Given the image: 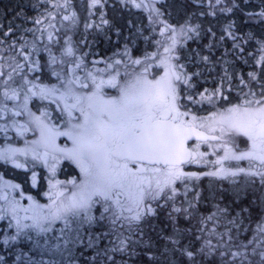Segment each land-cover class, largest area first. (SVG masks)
Segmentation results:
<instances>
[{
	"label": "snow or ice",
	"instance_id": "1",
	"mask_svg": "<svg viewBox=\"0 0 264 264\" xmlns=\"http://www.w3.org/2000/svg\"><path fill=\"white\" fill-rule=\"evenodd\" d=\"M119 3L147 25L100 59L103 12L0 23V264H264V32L237 0Z\"/></svg>",
	"mask_w": 264,
	"mask_h": 264
},
{
	"label": "flooded vegetation",
	"instance_id": "2",
	"mask_svg": "<svg viewBox=\"0 0 264 264\" xmlns=\"http://www.w3.org/2000/svg\"><path fill=\"white\" fill-rule=\"evenodd\" d=\"M118 1V0H107V4L103 9H99V11L96 13L97 15V24L100 22V13L103 12L105 13V18L109 19L111 22V26H106L104 28L103 31H97L96 29H89L88 30V37H89V41L92 44V49L95 52L99 53V56L96 57V59H100L101 57H108L110 55H112V53L118 49H122L123 45L125 43L124 41V37L128 35L129 30L131 25L129 24V21L132 22V25H137L139 26L141 24L140 19L143 18L144 16H146V12L142 9H137L134 7H130V9L132 10L133 15H130L127 13V11H129V8H125L121 5V7L123 8L122 10H124L123 12L126 13L124 15L123 18V25H119V24H115L112 20V17L110 16L111 14L109 13V11L107 10L108 7H110L109 3H112L114 5V2ZM119 3V2H118ZM120 4V3H119ZM80 12V11H79ZM78 15L80 17V26L79 29L76 33L77 37L78 36H82L85 35V29L83 28V13H81V15ZM118 17H120V12L117 14ZM139 16V20L140 22L135 20V17ZM147 21V18H145ZM144 24V23H143ZM120 28L122 35L118 38L116 35V28ZM132 30L134 31L135 29L132 28ZM110 37V38H109ZM144 42L143 41H139V47L141 49L144 48ZM195 46V45H193ZM85 51H87V49H85ZM3 170H0V172H2ZM13 176L15 177V180L17 182L21 181L24 179V175L20 170H17L15 173H9L8 178H13ZM60 179H64V175L61 174ZM45 187H46V182H45ZM35 191V190H33Z\"/></svg>",
	"mask_w": 264,
	"mask_h": 264
},
{
	"label": "trees",
	"instance_id": "3",
	"mask_svg": "<svg viewBox=\"0 0 264 264\" xmlns=\"http://www.w3.org/2000/svg\"><path fill=\"white\" fill-rule=\"evenodd\" d=\"M37 3H38V0H0V23L7 26V24L11 21L13 22V24H15L14 23L15 21H13L12 19L14 15V10L17 8L18 5H21V4L26 7L27 14L29 16H33V17L37 16L40 12H42V10H40L39 12L38 10L39 7L36 9L32 7L33 4H37ZM207 3H208V0H207ZM237 3L240 4V9H243V10H240V9L234 10V13L231 14V17L232 19L236 21V26H237V29L239 30L238 34L251 31L259 35L261 32H264V29L260 27V24L258 21L251 19L247 16L248 12H253V11L258 12L260 10L258 7L260 5V0H237ZM204 8L207 9V4H205V0H204ZM123 11L124 10H121L120 17H118L117 15L119 12L116 13V11H115L116 16H113V17L111 16L115 24L116 23L120 24L122 20L121 25H123V18H124V15L126 14ZM217 15L221 17V20H223V17L228 14H221V13L218 14L217 13ZM210 21L215 24V21H213L212 17H208L205 23L207 24ZM27 25H31V23H28ZM216 27H217V31H219V25H217ZM230 43L231 42L229 41V44Z\"/></svg>",
	"mask_w": 264,
	"mask_h": 264
},
{
	"label": "rangeland",
	"instance_id": "4",
	"mask_svg": "<svg viewBox=\"0 0 264 264\" xmlns=\"http://www.w3.org/2000/svg\"><path fill=\"white\" fill-rule=\"evenodd\" d=\"M59 2L62 3L63 0H59ZM118 2H119V0L114 2L115 7H113V4L112 3H109L110 7L107 8V10L109 11V13L111 14L110 16H112V17L113 16H116L115 11L117 13V12H121V10L123 9ZM205 4H207V0H205ZM87 5H88V0H69V12H71V11L74 10L77 13L80 11L79 12L80 15H81V13H83V23H85V22H89L90 23L92 21L97 22V15H96V13L99 10L92 9L91 11L94 13V15L89 16V9H88V6ZM38 10H39V12H40V10L43 11L42 8H39ZM61 11H62V9H61ZM127 13L130 14V15H133L132 10L130 9V7H129V11H127ZM218 14H219V12H218ZM138 17L139 16L135 17V20L136 21L140 22V20H141V21H143L144 25H147V21L145 19V18H147V13H146V16H144L140 20H139ZM58 19H59V17H58ZM14 23H17V21H15ZM121 24H122V20H121V23L119 25H121ZM31 26L32 25H27V27H31ZM83 28H84V25H83ZM75 38L77 40H79L80 39V36L77 37V35H76Z\"/></svg>",
	"mask_w": 264,
	"mask_h": 264
}]
</instances>
